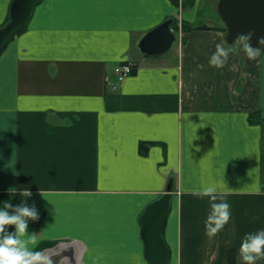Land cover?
<instances>
[{"label":"crops","instance_id":"obj_1","mask_svg":"<svg viewBox=\"0 0 264 264\" xmlns=\"http://www.w3.org/2000/svg\"><path fill=\"white\" fill-rule=\"evenodd\" d=\"M217 2L42 0L0 51V208L32 193L40 220L27 232L53 264H150L140 215L169 180L166 264H243L242 238L264 229V51L249 59L234 42L209 65L229 45ZM168 18L192 28L172 51L143 53ZM124 61L133 72L114 89ZM209 185L231 212L214 236Z\"/></svg>","mask_w":264,"mask_h":264},{"label":"water","instance_id":"obj_2","mask_svg":"<svg viewBox=\"0 0 264 264\" xmlns=\"http://www.w3.org/2000/svg\"><path fill=\"white\" fill-rule=\"evenodd\" d=\"M41 1L11 0L9 19L0 26V46L6 44L30 18L34 6ZM216 8L226 27L227 44H233L240 34L252 32L251 45L264 51V47L257 44V38L264 36V0H218ZM172 23L173 19L168 18L147 31L139 43L140 50L147 55L169 50L176 40ZM172 190V181L169 180L165 192L146 205L140 215L144 256L150 264H166L168 260V250L161 232L169 212Z\"/></svg>","mask_w":264,"mask_h":264},{"label":"clouds","instance_id":"obj_3","mask_svg":"<svg viewBox=\"0 0 264 264\" xmlns=\"http://www.w3.org/2000/svg\"><path fill=\"white\" fill-rule=\"evenodd\" d=\"M252 37L253 33L248 32L234 39L236 43L242 45L249 59H255L261 51L260 47L254 48L251 45ZM257 44L264 47V36L257 38ZM232 50V45L225 47L223 44H217L214 53L209 58V65L217 68L223 67ZM8 191L14 193L16 189L10 188ZM215 191L216 189L211 185L203 188V194L211 201L209 214L205 221L206 232L209 236H214L231 218L230 205L223 200L216 202ZM19 194L24 198L20 204L14 206L11 202H5L0 208V264H53L52 255L34 250L37 244V233L29 235L27 232L28 222L39 219L35 205L26 203L32 193L24 188ZM9 226L14 227V231L8 232ZM239 257L243 264H256L257 261L264 259V229L245 234L239 246Z\"/></svg>","mask_w":264,"mask_h":264},{"label":"trees","instance_id":"obj_4","mask_svg":"<svg viewBox=\"0 0 264 264\" xmlns=\"http://www.w3.org/2000/svg\"><path fill=\"white\" fill-rule=\"evenodd\" d=\"M172 2H174V3H178L179 2V0H171ZM9 19V14H8V16H7V18L5 19V21L3 22V24L7 21ZM2 24V25H3ZM172 26H174V27H177V29H178V25H177V21L174 19L173 20V23H172ZM25 27H26V22L17 30V31H15V33L14 34H17V33H20V32H22L24 29H25ZM191 26H189L187 23H185V22H181V29L183 30V31H189V30H191ZM13 34V35H14ZM12 35V36H13ZM11 36V37H12ZM183 39V38H182ZM184 40V39H183ZM5 45V44H4ZM4 45H2V46H0V51L2 50V48L4 47ZM248 119H249V121L251 122V123H257L258 121H260L261 120V117H260V114H259V110L258 109H256V110H254V111H252V112H250L249 113V116H248ZM140 150H141V152L142 153H145V151H146V145L145 144H143V143H141L140 144ZM262 264H264V259H262Z\"/></svg>","mask_w":264,"mask_h":264},{"label":"built area","instance_id":"obj_5","mask_svg":"<svg viewBox=\"0 0 264 264\" xmlns=\"http://www.w3.org/2000/svg\"><path fill=\"white\" fill-rule=\"evenodd\" d=\"M133 65L130 62H122L117 64L114 68L115 81L112 83V88H116L120 83L124 81L133 71ZM40 220V217L37 221H29L30 223H37Z\"/></svg>","mask_w":264,"mask_h":264},{"label":"rangeland","instance_id":"obj_6","mask_svg":"<svg viewBox=\"0 0 264 264\" xmlns=\"http://www.w3.org/2000/svg\"><path fill=\"white\" fill-rule=\"evenodd\" d=\"M192 1L193 0H183V4H184V6H187L188 4H191L192 3ZM174 27V26H173ZM174 29H176L177 30V27H174ZM178 29H179V31H183L182 29H181V24L178 26ZM175 45H176V41H174L173 43H172V45H171V47H170V51H172L173 49H174V47H175Z\"/></svg>","mask_w":264,"mask_h":264}]
</instances>
